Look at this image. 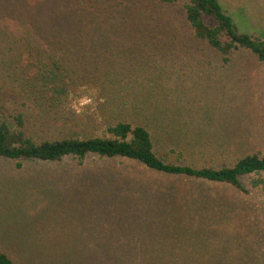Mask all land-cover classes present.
<instances>
[{
  "label": "rangeland",
  "instance_id": "1",
  "mask_svg": "<svg viewBox=\"0 0 264 264\" xmlns=\"http://www.w3.org/2000/svg\"><path fill=\"white\" fill-rule=\"evenodd\" d=\"M220 1L264 40V0ZM185 2L0 0V122L35 143L140 123L158 157L199 168L264 155V63L191 39ZM80 85L99 89L101 122L64 111ZM241 181L249 192L125 158L0 157V251L15 264H264V183Z\"/></svg>",
  "mask_w": 264,
  "mask_h": 264
},
{
  "label": "trees",
  "instance_id": "2",
  "mask_svg": "<svg viewBox=\"0 0 264 264\" xmlns=\"http://www.w3.org/2000/svg\"><path fill=\"white\" fill-rule=\"evenodd\" d=\"M154 1L165 6L182 2ZM183 12L187 27L191 31V39L205 42L219 52L225 62H228V54L232 50L244 48L264 63V40L251 33L254 27L245 11L230 10L220 0H187L183 4ZM17 120L21 126V118ZM107 132L110 137H68L35 143L25 137L22 131L12 133L6 123L0 122V157L44 162H57L66 157H74L81 162L90 155L104 159L125 158L165 176L225 183L244 193L249 192V189L243 186L242 178H251L252 189L264 183L263 178L255 177L264 172V155H246L232 166L199 168L168 163L158 157L154 151L152 134L143 124L119 121L109 126ZM0 264L15 263L6 253L0 251Z\"/></svg>",
  "mask_w": 264,
  "mask_h": 264
},
{
  "label": "clouds",
  "instance_id": "3",
  "mask_svg": "<svg viewBox=\"0 0 264 264\" xmlns=\"http://www.w3.org/2000/svg\"><path fill=\"white\" fill-rule=\"evenodd\" d=\"M98 97L99 89L89 87L88 85H80L74 93L69 92L67 94L64 111L81 118L94 116L99 123L103 118L97 111L98 105L103 104L105 100L102 97Z\"/></svg>",
  "mask_w": 264,
  "mask_h": 264
}]
</instances>
